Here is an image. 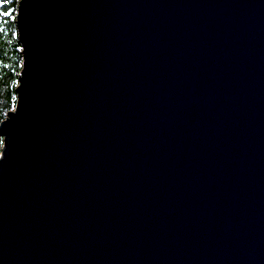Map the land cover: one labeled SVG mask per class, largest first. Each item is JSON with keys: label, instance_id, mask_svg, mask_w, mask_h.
<instances>
[{"label": "water", "instance_id": "1", "mask_svg": "<svg viewBox=\"0 0 264 264\" xmlns=\"http://www.w3.org/2000/svg\"><path fill=\"white\" fill-rule=\"evenodd\" d=\"M18 2L0 264H264V0Z\"/></svg>", "mask_w": 264, "mask_h": 264}, {"label": "trees", "instance_id": "2", "mask_svg": "<svg viewBox=\"0 0 264 264\" xmlns=\"http://www.w3.org/2000/svg\"><path fill=\"white\" fill-rule=\"evenodd\" d=\"M20 0H0V122L17 103V87L23 68V45L16 14ZM4 140L0 136V156Z\"/></svg>", "mask_w": 264, "mask_h": 264}]
</instances>
